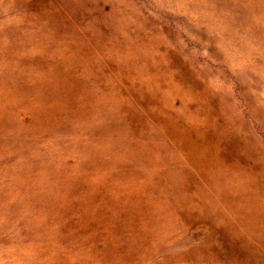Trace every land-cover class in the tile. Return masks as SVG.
<instances>
[{"label": "rangeland", "instance_id": "rangeland-1", "mask_svg": "<svg viewBox=\"0 0 264 264\" xmlns=\"http://www.w3.org/2000/svg\"><path fill=\"white\" fill-rule=\"evenodd\" d=\"M0 264H264V0H0Z\"/></svg>", "mask_w": 264, "mask_h": 264}]
</instances>
